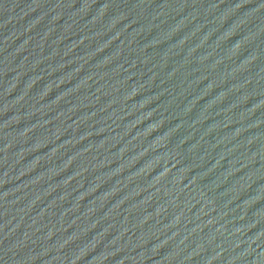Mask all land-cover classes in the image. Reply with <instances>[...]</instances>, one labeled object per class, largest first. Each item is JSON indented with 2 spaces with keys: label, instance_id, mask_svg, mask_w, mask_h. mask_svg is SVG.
I'll return each instance as SVG.
<instances>
[{
  "label": "water",
  "instance_id": "obj_1",
  "mask_svg": "<svg viewBox=\"0 0 264 264\" xmlns=\"http://www.w3.org/2000/svg\"><path fill=\"white\" fill-rule=\"evenodd\" d=\"M180 0H0V264H153Z\"/></svg>",
  "mask_w": 264,
  "mask_h": 264
}]
</instances>
